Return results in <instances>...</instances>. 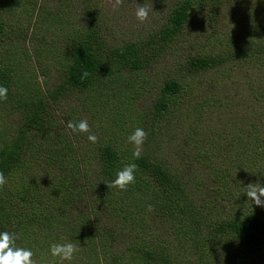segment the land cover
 I'll list each match as a JSON object with an SVG mask.
<instances>
[{
	"label": "trees",
	"instance_id": "1",
	"mask_svg": "<svg viewBox=\"0 0 264 264\" xmlns=\"http://www.w3.org/2000/svg\"><path fill=\"white\" fill-rule=\"evenodd\" d=\"M17 1L0 0V52L8 31L5 10ZM222 1L177 0L156 31L117 45L105 42L101 21L88 7L91 20L71 32L60 55L62 81L52 91L22 88L30 80L0 53V85L8 88L0 114L9 103L11 110L20 108L19 99L31 108L18 120L22 125L15 136L7 138L0 131V171L8 180L0 189V232H15L18 246L31 248L34 258L52 264L60 261L51 256L50 245L64 242L77 244L80 251L63 264H264V207L245 194L249 183L264 184V0L239 7L237 19L224 25L225 35L212 32L210 53L193 54L186 61L190 72L218 70L224 62L245 57L248 68L254 67L247 88L253 97L249 113L240 116L243 124L231 140H220L223 130L212 131L209 121L196 114L200 134L157 137L164 121L171 122L175 98L185 90L177 77L162 83L150 108L141 103L134 107L151 63L176 40L193 11L207 5L211 21H219ZM232 26L238 27L233 33ZM85 71L89 75L82 79ZM69 87L79 89L88 109L97 102L117 101L109 114L100 112L93 132L96 143L87 133L81 134L82 141L78 135L71 139L68 131L51 123L50 99ZM137 127L148 133L139 159L127 140ZM31 129L35 131L28 136ZM233 140L239 148L229 143ZM79 142L84 148H78ZM129 163L138 166L136 182L126 191L109 188L117 171ZM33 165L40 167L35 174ZM21 166L27 177L9 180ZM148 205L154 216L172 221L175 228L153 236L139 234L148 226L143 218ZM215 246L222 256L213 251Z\"/></svg>",
	"mask_w": 264,
	"mask_h": 264
},
{
	"label": "rangeland",
	"instance_id": "2",
	"mask_svg": "<svg viewBox=\"0 0 264 264\" xmlns=\"http://www.w3.org/2000/svg\"><path fill=\"white\" fill-rule=\"evenodd\" d=\"M176 1L124 0L122 6L113 9L108 0H87V3L84 0H18L11 5L12 7L5 10L8 31L0 53L4 60L12 62L16 72L19 71L21 76L26 75L25 78L30 80L29 85L22 88H30L34 85L35 88H32L36 92L48 87L52 91L62 81L60 55L68 48L71 32L80 30L91 20L87 12L88 7L98 16H96L99 18L98 21H101L104 36H106L105 42L117 45L123 41L135 40L136 37L143 38L156 31ZM251 1L223 0L219 5V21L216 22L211 21L207 15L205 11L207 5L204 9L194 10L193 17L185 24V28L176 40L166 47L156 61L151 63L150 72L146 75L148 81L143 84L145 90L140 96V102L136 101L134 107L141 103L150 108L158 96L162 83L168 78L177 77L185 86L184 92L175 98L176 105H172L169 111L171 122L166 124L164 121V125L162 124L155 133L157 137H164L162 133L170 137L181 133L200 134L201 126L193 118L195 114L209 121L212 131L223 130L225 136L220 137V140L224 139L228 142L237 134L239 125L243 124L240 116L249 113L248 102L249 99H253L251 90L247 88L254 80V67L248 68L245 57L242 60L234 58L224 62L218 70L190 72L186 70V61L193 54L210 53L211 46L207 43L211 44L215 40L212 32L216 31L219 36L225 35L227 30L224 25L227 21L234 20L239 14L238 8ZM141 4H150L153 7L149 19L143 23L135 17L136 7ZM236 28L238 29L232 26L229 31L233 33ZM22 78L25 80L24 77ZM214 82L217 84L213 87ZM12 87L14 88L13 85ZM19 101L21 107L16 111L11 110L12 103H9V108L0 114V131L5 132L4 137L15 136L22 125L18 120L22 121L31 110L28 106H24L20 99ZM25 103L31 104V102ZM115 103H117L116 100L107 104L97 102L88 109L82 102L79 89L74 90L69 87L64 92H59L56 99H50V120L58 130L68 131L67 134L71 139L75 140L78 135L79 141H82L84 139L82 133L75 134L66 127L67 123L87 119L91 131L95 132L97 129L94 125L100 118V112L109 114L111 109L114 110L117 107ZM131 104L132 101L128 108H131ZM119 107L122 109V106ZM167 126L169 129L165 130ZM34 131L35 129H31L28 136ZM229 143L239 148L235 140ZM198 145L205 147L203 143ZM78 148H84L82 142H79ZM158 152L161 154V150ZM31 169L35 170L32 173L35 174L40 167L33 165ZM12 175L9 180L18 182L28 174L25 172V167L21 166ZM202 177L204 176L198 175L199 179ZM141 217L136 219V224H140L138 220ZM143 218L146 219L148 226L146 229L143 228L144 231L138 230L139 234L146 232L149 236H153L160 234L165 228L168 229L167 232L175 228L171 225L172 221H164L163 218L154 216L152 211L145 213ZM217 248L215 246L212 249L214 252H220ZM218 255L222 256L221 252Z\"/></svg>",
	"mask_w": 264,
	"mask_h": 264
},
{
	"label": "clouds",
	"instance_id": "3",
	"mask_svg": "<svg viewBox=\"0 0 264 264\" xmlns=\"http://www.w3.org/2000/svg\"><path fill=\"white\" fill-rule=\"evenodd\" d=\"M113 9H117L123 5L124 0H108ZM153 10L150 4H141L136 7L135 17L143 23L149 19V14ZM89 75L88 72L82 74V79ZM8 98V88L0 85V101H6ZM74 133H87V139L96 143L98 137L91 131V127L87 119H81L77 122L69 121L66 125ZM148 133L141 127L135 130L127 137L129 143L134 146L133 157L139 159L143 150V144L147 139ZM137 165L129 163L117 171L116 177L107 184L109 188H118L126 191L128 186L136 182ZM8 183L7 177L3 171H0V189ZM245 194L253 204L258 207H264V184L249 183L246 187ZM147 210L153 211V206L148 205ZM19 236L15 232H0V264H52L44 258H34L35 253L31 248L18 246L16 241ZM52 257L58 258L60 264L64 261H72L75 255L80 251V247L72 242L52 243L49 247Z\"/></svg>",
	"mask_w": 264,
	"mask_h": 264
}]
</instances>
